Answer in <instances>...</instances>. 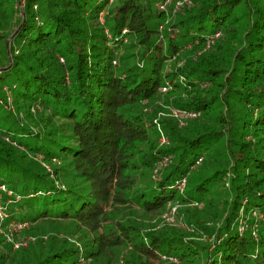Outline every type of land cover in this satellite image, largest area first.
Here are the masks:
<instances>
[{
  "label": "trees",
  "instance_id": "obj_1",
  "mask_svg": "<svg viewBox=\"0 0 264 264\" xmlns=\"http://www.w3.org/2000/svg\"><path fill=\"white\" fill-rule=\"evenodd\" d=\"M167 1L0 0V264H264V0Z\"/></svg>",
  "mask_w": 264,
  "mask_h": 264
},
{
  "label": "rangeland",
  "instance_id": "obj_2",
  "mask_svg": "<svg viewBox=\"0 0 264 264\" xmlns=\"http://www.w3.org/2000/svg\"><path fill=\"white\" fill-rule=\"evenodd\" d=\"M111 1H112L111 3H115L117 0H111ZM177 1H179V0H168L167 1V5L165 6L166 11H163V12H165L166 17L164 20H162L163 22L160 23L161 29H163L165 25L170 24V22H173L177 16L176 14L179 11H181V9L178 8L179 6L175 8V6L180 4L179 3L180 1L179 2H177ZM170 63H172V61ZM170 63H169V66H171ZM166 83L169 87L166 90L161 89V92L163 94H164V92L169 91L172 87L171 82H166ZM2 93L6 97L7 101L12 103L11 106H13V108H14L15 103L13 101L12 94H9V91L5 90V89L1 90V94ZM167 95L169 96V93H166V95L161 96L162 98L157 99V104L161 105L162 109H161V111H158L157 114L153 117L154 118L153 121L155 122L156 129H157V131L160 132L159 142L161 143V145H168L169 144V139H168V137L165 136L166 132L164 129L162 130V128H163L162 120L164 118H174L178 122L179 126L184 127L186 125V122L188 119H192V118L197 117V114H195L194 116H190L189 115L190 110H187V109L179 110V108L172 107V105H166V103H168V102H166L165 96H167ZM149 109H150V107L148 108V110ZM20 111L23 113V110H20ZM191 113H192V111H191ZM30 115H28V113H23V115H22L23 120L29 126H33L32 130L35 131V130H37V127L34 123H32L33 121L31 119L32 117L35 118V115L34 116H32L33 114H30ZM162 137L164 138V141H161ZM200 163L201 162L199 161V163L197 165L196 164L195 165L198 166V165H200ZM226 174L228 175V172ZM1 189L3 190V188H1ZM0 206H1V204H0ZM167 215L168 216L164 215V213H163V221H161V223H175V222H177L176 221V214L173 215L171 213L170 215L169 214H167ZM0 216H1V214H0ZM0 218H1V220H4L5 216L0 217ZM178 220H180V219H178ZM10 228L16 231L19 228V226L13 224L12 226H10ZM18 242H21V241H18ZM16 243L17 242H15V246H17Z\"/></svg>",
  "mask_w": 264,
  "mask_h": 264
},
{
  "label": "built area",
  "instance_id": "obj_3",
  "mask_svg": "<svg viewBox=\"0 0 264 264\" xmlns=\"http://www.w3.org/2000/svg\"><path fill=\"white\" fill-rule=\"evenodd\" d=\"M179 1H180V2H179ZM179 1H177V2H179L180 4H178L177 6H175V8L178 7V6L181 7V6H183V5L190 4V0H179ZM166 5H167V2H166L164 5H163V4H160V5H159V8L162 9V10H165V6H166ZM180 5H181V6H180ZM179 7H178V8H179ZM168 87H169V86H168L167 83H166L163 87H161V89H162V90H166ZM195 114H196L195 112H192V113H191V111L189 112V115H190V116H194ZM161 141H164V138H163V137H162ZM200 159H201V158H199V159L197 160L196 163H199ZM168 162H169V157H163L161 160L158 161L156 169L165 166ZM156 169H155V172H156ZM184 183H185V179L183 178V179L180 181V183H179V185H178V188H179V189H182L183 186H184ZM0 187H1V188H4V186H0ZM172 210H174V209H172Z\"/></svg>",
  "mask_w": 264,
  "mask_h": 264
}]
</instances>
